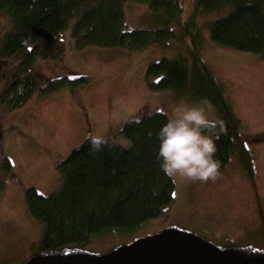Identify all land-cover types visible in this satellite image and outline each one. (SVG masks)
Listing matches in <instances>:
<instances>
[{"label": "trees", "instance_id": "trees-1", "mask_svg": "<svg viewBox=\"0 0 264 264\" xmlns=\"http://www.w3.org/2000/svg\"><path fill=\"white\" fill-rule=\"evenodd\" d=\"M191 1L193 12L183 20L179 0H0V15L10 22L0 38L4 85L0 104L9 112L17 111L38 92L39 97H46L70 82L85 81L64 77L49 81L40 91L37 87L33 65L50 53L53 59L60 58V35L68 28L77 50L92 46L139 52L154 45L172 47L171 57L148 66L149 89L171 92L190 102L207 97L223 124L213 137L219 169L236 159L238 167L249 173L248 140L241 136V124L223 88L201 61L203 42L197 19L225 10L223 18L208 25L210 41L264 57V0ZM125 2L146 5L157 18V27L127 30ZM166 118L160 111L139 113L121 130L129 143L127 149L105 141L97 151L87 140L58 165L61 185L57 192L43 197L32 188L25 190L27 213L42 228L38 253L72 248L100 252L92 248L94 241L134 235L166 213L174 202L175 185L156 161L154 135Z\"/></svg>", "mask_w": 264, "mask_h": 264}, {"label": "rangeland", "instance_id": "rangeland-1", "mask_svg": "<svg viewBox=\"0 0 264 264\" xmlns=\"http://www.w3.org/2000/svg\"><path fill=\"white\" fill-rule=\"evenodd\" d=\"M179 1L186 20L193 12L192 1ZM226 13L197 19L203 42L201 61L223 88L241 124V136L248 140L249 173L232 159L228 167L219 169L215 180L172 179L174 202L163 216L147 222L134 235L94 241L96 251L107 252L170 226L216 245L264 250V139L260 137L264 135V57L210 41L208 25ZM124 17L127 30L158 25L143 4L125 2ZM9 27V20L0 15V38ZM60 40V58L53 59L50 53L33 65L39 91L49 81L64 77L85 81L70 82L46 97H39L38 92L17 111L9 112L0 104V264H23L38 253L42 228L27 213L25 190L32 188L43 197L57 192L61 185L58 165L90 136H102L127 149L129 143L121 135L127 121L141 112L160 111L168 116L183 99L150 90L145 75L150 64L174 54L172 47L154 45L139 52L92 46L77 50L70 28L61 33ZM214 117L218 118L215 111ZM250 229L253 241L246 237Z\"/></svg>", "mask_w": 264, "mask_h": 264}, {"label": "water", "instance_id": "water-1", "mask_svg": "<svg viewBox=\"0 0 264 264\" xmlns=\"http://www.w3.org/2000/svg\"><path fill=\"white\" fill-rule=\"evenodd\" d=\"M23 264H264V251L252 246L216 245L170 226L106 253L79 248L40 252Z\"/></svg>", "mask_w": 264, "mask_h": 264}, {"label": "clouds", "instance_id": "clouds-1", "mask_svg": "<svg viewBox=\"0 0 264 264\" xmlns=\"http://www.w3.org/2000/svg\"><path fill=\"white\" fill-rule=\"evenodd\" d=\"M138 122V121H137ZM223 130L214 117V107L207 97L194 101L179 100L165 122L155 132L158 142L156 161L161 172L173 179L207 182L219 175V161L214 136ZM148 135L151 137L152 132ZM102 136L89 137L94 150L104 144Z\"/></svg>", "mask_w": 264, "mask_h": 264}, {"label": "flooded vegetation", "instance_id": "flooded-vegetation-1", "mask_svg": "<svg viewBox=\"0 0 264 264\" xmlns=\"http://www.w3.org/2000/svg\"><path fill=\"white\" fill-rule=\"evenodd\" d=\"M247 179H249V178H247ZM249 181H250V179H249ZM261 225H263L264 226V223L261 221ZM264 231V230H263ZM253 232H252V230L250 229V230H248L247 231V234H246V237H248V238H252V239H250V240H252L253 241ZM227 245H230V244H227ZM225 247H236V246H232V245H230V246H225Z\"/></svg>", "mask_w": 264, "mask_h": 264}]
</instances>
